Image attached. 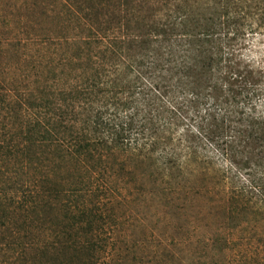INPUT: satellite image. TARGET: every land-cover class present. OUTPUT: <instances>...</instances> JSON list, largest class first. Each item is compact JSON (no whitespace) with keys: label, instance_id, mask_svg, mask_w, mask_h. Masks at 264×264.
Segmentation results:
<instances>
[{"label":"trees","instance_id":"obj_1","mask_svg":"<svg viewBox=\"0 0 264 264\" xmlns=\"http://www.w3.org/2000/svg\"><path fill=\"white\" fill-rule=\"evenodd\" d=\"M1 1L18 5L0 9L6 261L132 264L135 248L147 242L137 212L150 208L142 177L153 184L160 177L162 207L169 220L183 222L170 227L155 264H264V240L249 256L238 250L240 240L250 243L249 235L238 236V218L263 187L239 183L230 210L220 209L218 230L191 228L189 208L165 180L179 172V161L160 150L162 135L172 133L165 121L177 115L171 98L181 97L183 113L200 124L195 132L186 126L193 156L205 141L238 172L258 162L241 158L239 147L243 139L264 140V116L256 111L264 100L262 72L241 67L227 49L242 34L245 12L264 11V0ZM226 171L240 182L235 169Z\"/></svg>","mask_w":264,"mask_h":264},{"label":"rangeland","instance_id":"obj_2","mask_svg":"<svg viewBox=\"0 0 264 264\" xmlns=\"http://www.w3.org/2000/svg\"><path fill=\"white\" fill-rule=\"evenodd\" d=\"M17 7L18 5L14 4L13 1L0 2L1 10ZM254 12L255 14L252 15L245 12V17L242 16L243 20H245L242 34L238 35L237 39L231 42L227 50L233 52V54L239 58L241 67L249 64L254 71L260 70L263 76L261 84L264 87V11ZM170 97L169 95L168 98ZM260 101L261 102L256 107V111L263 113L264 116V100ZM180 102L181 97L171 98L170 107L176 111L177 115L175 118L171 117L170 120L165 121L171 123V135L165 133L162 135L164 140H162V138L160 139L163 143L161 144L160 150L164 148V153H171L174 158L179 161V172H176L173 179L167 177L165 180L169 181L170 185L177 189L180 193V197L184 200V206L189 208L184 213V216L186 220L189 221L190 227H199L203 232L210 234L221 227L220 221L223 214H219L221 211L220 209L226 206L230 210L229 204L231 202L227 203V200L241 183L248 186L250 180H255V182H257L256 185H261L263 187L259 197H264V155L262 156L264 153V140L258 144L255 142L253 143L251 140H249V143L245 139L241 141L239 147L241 155L239 156L241 158H250V156L257 157L259 160L257 163H251L249 169H242L239 170V172L238 166H234L231 163V159L222 157L220 151H216L214 146L209 147L205 141L197 143L196 154L193 156L191 153L195 149L196 144L190 141V134L186 131V126H190L189 129L195 132L196 128H198L197 125L200 124L199 122L196 123L192 121L190 116L183 113L184 110L182 111V107H184V104H180ZM173 103L175 104L173 105ZM180 107L181 109H179ZM240 108L247 113L246 103L243 100L240 103ZM147 110L148 108L145 109L144 112H147ZM157 114H159L158 110ZM165 114L168 117L171 116L167 111ZM239 127L243 130L244 120L240 123ZM241 134L242 132L240 135ZM168 137L172 139V142H167L166 138ZM203 143H206L207 146L203 145ZM243 149L244 152H249V156L246 153L243 154ZM238 158L236 159L235 157L236 160H238ZM204 161L206 162L203 163ZM202 163L204 166L206 165V167L201 166ZM227 168H233L238 172L237 178L240 179V182L236 183L235 180L231 179V176L226 171ZM250 172L253 173V177L248 175ZM164 174H167V171H165ZM142 181L145 184V190L143 191L144 197L147 201V205H150V208L148 212H146L145 209L138 208L137 212L141 214L143 218L142 221L145 223V241L147 242H143L135 248V260L132 264H155L156 258H158L160 254L161 246L164 245L168 236L172 235L168 230L172 225H178L177 222L182 223L183 221L181 222L180 220L176 222L169 220L168 216L170 215H168V209L166 211V208L162 207L164 199L157 191L160 177L155 179V184L147 177H142ZM205 189L211 190V192H206L204 191ZM259 197H254L251 201L253 204L249 205L251 209L238 218V236L242 237L243 234L250 236L249 245H246L248 242L240 240V248L238 250L243 251L242 255L247 254L249 256L252 252V248H254L253 246L261 248V242L264 240V201H261V199L259 201ZM165 223H167V232L163 231ZM151 235L152 237L150 238ZM258 256L259 258H263L264 253ZM0 264H15V262L6 261V258L0 253ZM238 264L262 263L240 259Z\"/></svg>","mask_w":264,"mask_h":264}]
</instances>
